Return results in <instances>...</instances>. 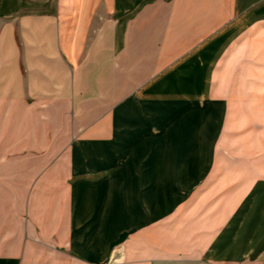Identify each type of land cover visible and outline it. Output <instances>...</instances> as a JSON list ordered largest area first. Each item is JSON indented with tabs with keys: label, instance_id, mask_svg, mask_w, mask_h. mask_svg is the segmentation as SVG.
<instances>
[{
	"label": "crops",
	"instance_id": "1",
	"mask_svg": "<svg viewBox=\"0 0 264 264\" xmlns=\"http://www.w3.org/2000/svg\"><path fill=\"white\" fill-rule=\"evenodd\" d=\"M0 264H264V0H0Z\"/></svg>",
	"mask_w": 264,
	"mask_h": 264
},
{
	"label": "rangeland",
	"instance_id": "2",
	"mask_svg": "<svg viewBox=\"0 0 264 264\" xmlns=\"http://www.w3.org/2000/svg\"><path fill=\"white\" fill-rule=\"evenodd\" d=\"M193 164H198V165H200V164H202V163H193ZM172 171V170H171ZM107 203H111V205H112V202H107Z\"/></svg>",
	"mask_w": 264,
	"mask_h": 264
}]
</instances>
